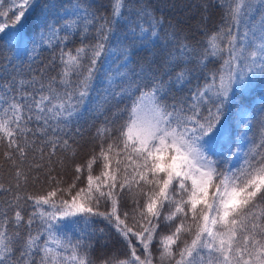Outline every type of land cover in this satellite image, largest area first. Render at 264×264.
I'll list each match as a JSON object with an SVG mask.
<instances>
[{
	"label": "snow or ice",
	"instance_id": "6c2138e0",
	"mask_svg": "<svg viewBox=\"0 0 264 264\" xmlns=\"http://www.w3.org/2000/svg\"><path fill=\"white\" fill-rule=\"evenodd\" d=\"M37 6L0 0L28 69L0 78V264H264V0H199L191 39L144 0L29 33Z\"/></svg>",
	"mask_w": 264,
	"mask_h": 264
},
{
	"label": "trees",
	"instance_id": "16d2710c",
	"mask_svg": "<svg viewBox=\"0 0 264 264\" xmlns=\"http://www.w3.org/2000/svg\"><path fill=\"white\" fill-rule=\"evenodd\" d=\"M73 2V0H38V6L31 12V14L27 18V31L30 33L32 30L33 22L36 20L39 15L41 9L44 8L45 5H69ZM84 4H96L100 2H107V0H81ZM144 2L148 5L149 9L154 12L157 17L164 18V26L161 31V35L164 34L165 29H169V24L174 25L177 31L186 35L191 39L193 36L199 38V26L201 24V15L202 11L200 9H196L192 7L197 4L199 0H144ZM257 19L259 17V13L255 14ZM220 12L219 9H213L211 11V20L209 21V26H212L219 22ZM79 41H76L78 44ZM75 45H70V47H74ZM157 53L162 56L163 49H156ZM8 55L6 51L0 49V78H8L11 75L15 74V72H26L27 65H21L18 61L13 58L11 60V64H9L8 60L5 57ZM37 55V60L33 64V67H37L40 64V61H47L50 53L48 51H40ZM15 66V67H14ZM113 69L115 65L112 66ZM105 75L103 70L98 74V79L93 89L92 95L95 96L100 89L104 86L101 82L105 80ZM261 89L258 87L257 92L259 93ZM94 130V129H93ZM94 227L98 230L100 228H106L104 222L97 221ZM103 243V242H101ZM104 249H102L99 245H97L95 249V255L99 256Z\"/></svg>",
	"mask_w": 264,
	"mask_h": 264
}]
</instances>
